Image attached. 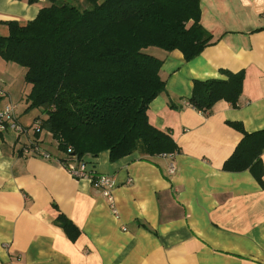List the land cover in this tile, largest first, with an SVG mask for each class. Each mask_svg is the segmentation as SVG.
I'll return each instance as SVG.
<instances>
[{
    "label": "crops",
    "instance_id": "1",
    "mask_svg": "<svg viewBox=\"0 0 264 264\" xmlns=\"http://www.w3.org/2000/svg\"><path fill=\"white\" fill-rule=\"evenodd\" d=\"M199 1L200 25L214 43L191 61L152 49L166 91L151 102L148 120L177 150L83 158L114 178L116 214L89 180L68 174L51 135L35 132L26 70L0 58V110L13 102L19 123L33 131L0 132V264H264V153L255 173L223 169L245 134L264 131V0ZM46 4L0 0V37ZM224 71L243 74L237 106L220 101L196 111L188 103L194 81L224 79ZM29 140L53 159L27 155Z\"/></svg>",
    "mask_w": 264,
    "mask_h": 264
},
{
    "label": "trees",
    "instance_id": "2",
    "mask_svg": "<svg viewBox=\"0 0 264 264\" xmlns=\"http://www.w3.org/2000/svg\"><path fill=\"white\" fill-rule=\"evenodd\" d=\"M45 1L33 21L7 24L0 58L26 70L27 110L37 111L40 130L66 155L60 161L103 152L110 162L137 151L145 157L174 153L171 136L148 120L151 102L166 91L162 60L150 51L178 50L191 61L212 45V35L200 25V1ZM222 75L194 81L189 105L205 114L220 101L236 107L243 74ZM262 153L264 131L245 134L223 169L255 173ZM63 223L71 232L70 223Z\"/></svg>",
    "mask_w": 264,
    "mask_h": 264
},
{
    "label": "built area",
    "instance_id": "3",
    "mask_svg": "<svg viewBox=\"0 0 264 264\" xmlns=\"http://www.w3.org/2000/svg\"><path fill=\"white\" fill-rule=\"evenodd\" d=\"M39 123L35 126V132H39ZM16 132L20 135L29 136V128L23 127L17 116V106L12 102L7 104L2 110H0V132ZM24 152L27 155L41 156L45 160H52V156L45 152L41 146L33 140H29ZM60 164L66 169L68 174L75 179H87L90 183L102 193V196L106 199L111 206L113 213L116 214L114 208L113 189L115 187V180L109 175L98 174L93 168H89V164L85 161L68 160L66 162L60 161ZM173 171V166H171ZM131 182V180L129 181Z\"/></svg>",
    "mask_w": 264,
    "mask_h": 264
},
{
    "label": "rangeland",
    "instance_id": "4",
    "mask_svg": "<svg viewBox=\"0 0 264 264\" xmlns=\"http://www.w3.org/2000/svg\"><path fill=\"white\" fill-rule=\"evenodd\" d=\"M81 2L83 1V0H80ZM73 5H75V6H78V5H80V6H83V7H87V5L86 4H81V3H73ZM153 55H154V51H150ZM23 105V104H22ZM23 108V107H22ZM21 108V109H22ZM26 120L27 119H23L22 120V122L23 123H26ZM24 127V126H23ZM25 128H27L28 129V127H25ZM31 132H33L32 130H30V132H29V135H31ZM44 137H47L45 134L43 135ZM27 137V136H26ZM47 138H49V141H50V137H47ZM52 140V139H51ZM48 141H46V145L48 146V147H50L51 148V150L52 151H55V147H54V144L51 142V144H49V143H47Z\"/></svg>",
    "mask_w": 264,
    "mask_h": 264
}]
</instances>
